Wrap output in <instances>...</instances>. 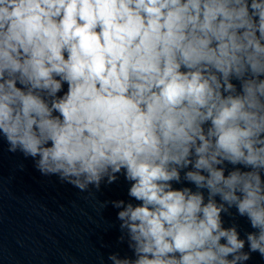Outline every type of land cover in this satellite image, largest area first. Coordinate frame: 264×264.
Listing matches in <instances>:
<instances>
[{"label":"clouds","instance_id":"obj_1","mask_svg":"<svg viewBox=\"0 0 264 264\" xmlns=\"http://www.w3.org/2000/svg\"><path fill=\"white\" fill-rule=\"evenodd\" d=\"M0 136L81 191L123 175L112 264L264 257V0H0Z\"/></svg>","mask_w":264,"mask_h":264}]
</instances>
